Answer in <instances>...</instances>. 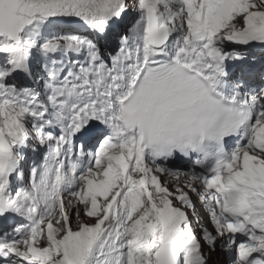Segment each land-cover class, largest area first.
Segmentation results:
<instances>
[{"label": "snow or ice", "instance_id": "snow-or-ice-1", "mask_svg": "<svg viewBox=\"0 0 264 264\" xmlns=\"http://www.w3.org/2000/svg\"><path fill=\"white\" fill-rule=\"evenodd\" d=\"M264 0H0V264H264Z\"/></svg>", "mask_w": 264, "mask_h": 264}]
</instances>
